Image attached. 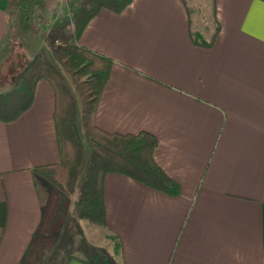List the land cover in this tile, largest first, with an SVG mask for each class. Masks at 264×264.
Instances as JSON below:
<instances>
[{
	"label": "crops",
	"instance_id": "crops-1",
	"mask_svg": "<svg viewBox=\"0 0 264 264\" xmlns=\"http://www.w3.org/2000/svg\"><path fill=\"white\" fill-rule=\"evenodd\" d=\"M10 1L0 0V59L17 72L43 46V18L61 2L46 0L38 28L23 33ZM190 3L101 8L79 36L113 59L96 125L154 134V159L179 186L168 194L104 175L99 228L114 240L112 264H264V0ZM216 26L209 46L194 42L195 32L211 40ZM54 106L52 86L40 79L28 109L0 119V264H20L48 205L45 171L36 168L59 161ZM97 263L76 254L63 262Z\"/></svg>",
	"mask_w": 264,
	"mask_h": 264
},
{
	"label": "trees",
	"instance_id": "trees-1",
	"mask_svg": "<svg viewBox=\"0 0 264 264\" xmlns=\"http://www.w3.org/2000/svg\"><path fill=\"white\" fill-rule=\"evenodd\" d=\"M130 1L68 0L65 18L71 16L73 26L69 42L50 48L47 35L39 32L43 41L39 52L16 72L9 89L0 90V119L3 121L14 120L28 109L40 79L50 83L55 99L53 118L59 161L36 168L45 171L49 201L20 264H41L42 247L54 245L61 222L69 211L76 218L105 225L103 178L108 172L128 175L168 194L179 192L178 184L154 159L157 146L154 134L146 130L108 132L95 123L99 96L113 59L79 44V36L88 20L101 8L120 12ZM9 4L21 32L38 28L37 21L46 0H11ZM61 18L57 17L54 22L62 26ZM217 30L216 26L209 41H204L198 32L192 34L193 40L209 46ZM84 75L87 79L81 78Z\"/></svg>",
	"mask_w": 264,
	"mask_h": 264
},
{
	"label": "rangeland",
	"instance_id": "rangeland-1",
	"mask_svg": "<svg viewBox=\"0 0 264 264\" xmlns=\"http://www.w3.org/2000/svg\"><path fill=\"white\" fill-rule=\"evenodd\" d=\"M206 0H190V5L194 8L202 9ZM61 5L58 12L49 14L47 19H44L45 30H42L44 34L49 38L50 48L58 45H64L69 42V37L73 33V26L71 22V16L65 18L66 12L69 8L68 0H60ZM62 16L63 25H57L54 20L57 17ZM64 16V17H63ZM38 27V25H37ZM45 45V44H44ZM10 68V69H9ZM8 69L11 72H16V68L10 63L0 59V73L2 70ZM87 79V75L81 77ZM11 80V77L9 78ZM8 78L2 80L0 75V89L6 85L9 81ZM7 80V81H6ZM6 81V82H5ZM70 82V81H69ZM5 91V90H4ZM50 178L51 172H48ZM102 233V234H101ZM99 226L93 224L86 218H76L69 211L63 223L61 222V228L58 232L57 239L51 248L45 246L41 250V264H63L64 260L70 254L82 255L85 257L105 262L111 255V246H114V240L110 239Z\"/></svg>",
	"mask_w": 264,
	"mask_h": 264
}]
</instances>
